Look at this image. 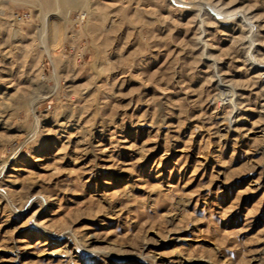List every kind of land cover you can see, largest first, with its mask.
<instances>
[{
  "label": "rangeland",
  "instance_id": "obj_1",
  "mask_svg": "<svg viewBox=\"0 0 264 264\" xmlns=\"http://www.w3.org/2000/svg\"><path fill=\"white\" fill-rule=\"evenodd\" d=\"M1 95L0 264H264V0H0Z\"/></svg>",
  "mask_w": 264,
  "mask_h": 264
},
{
  "label": "bare ground",
  "instance_id": "obj_2",
  "mask_svg": "<svg viewBox=\"0 0 264 264\" xmlns=\"http://www.w3.org/2000/svg\"><path fill=\"white\" fill-rule=\"evenodd\" d=\"M61 2V1H60ZM69 4V3H68ZM54 36H55V33H54ZM59 36V35H58ZM54 38V37H53ZM56 38V37H55ZM223 88V87H222ZM48 92H50V91H48ZM48 94V93H47ZM43 96V95H42ZM234 95H233V91L231 92V91H229V90H227V89H225V87L223 88V89H220V91H219V98H221L222 100H223V102H231V104H233L232 103V101L234 100L233 97ZM40 97V96H39ZM44 98H46L45 96H44ZM2 99H3V96L1 95L0 96V101H2ZM46 101V100H45ZM221 101V100H220ZM4 103V102H3ZM6 107H8V106H6ZM8 109V108H7ZM5 111L6 109L4 108V106L3 105H1V103H0V112L1 111ZM2 115V114H1ZM2 117H4V116H2ZM4 119V118H3ZM73 119V117H72V115H70V114H67V113H62L61 114V117H60V119L59 120H56L55 122H53V124H48V125H46V126H49V127H51V128H53V129H55V131H54V133H55V135H57L58 137H59V139L60 140H64L65 142H66V140H68L69 138H71V137H76V136H79L80 134H82L80 131H79V129H81V128H79L78 129V126L77 125H72L71 124V120ZM46 121V120H45ZM245 122V118L244 117H239L238 119H236V120H233V122L232 123H230V126L229 127H227L225 124H223L224 122H222V126H221V131H223V132H225L226 134L225 135H222V137L224 138V139H226V137L229 135V134H231V133H236L237 135H239V141H238V143L240 144V147L241 148H245L246 146H247V141H248V138H247V133H245V131H246V129L243 127V123ZM74 123V122H73ZM6 122L4 121L3 122V120H0V126H3V128H5L6 126ZM5 126V127H4ZM225 126H226V128H225ZM69 132H71V134H73V135H71V134H69ZM73 132V133H72ZM262 133H261V137H263L264 136V131H261ZM240 133H243V134H240ZM234 140V139H233ZM264 151V150H263ZM192 152V151H191ZM263 153V152H262ZM205 156V155H204ZM207 156V155H206ZM204 160L203 161H205L204 163L205 164H210V160H209V157H205V158H203ZM206 166V165H205ZM261 178V177H260ZM258 187H260V186H262V185H264V183H262L261 181L258 183V182H256L255 183ZM89 239V238H88ZM92 240V239H91ZM55 244V243H54ZM63 252H62V254L60 255V257H62V258H66V250H67V247H66V245H64L63 246ZM15 252H16V250H15ZM18 252V251H17ZM14 254V253H13ZM15 256V255H14ZM19 257V256H18ZM17 258V257H16Z\"/></svg>",
  "mask_w": 264,
  "mask_h": 264
}]
</instances>
